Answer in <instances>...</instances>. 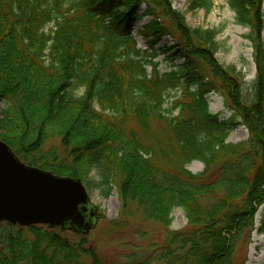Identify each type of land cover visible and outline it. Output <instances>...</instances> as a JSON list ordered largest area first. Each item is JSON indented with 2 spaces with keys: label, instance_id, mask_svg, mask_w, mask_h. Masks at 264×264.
Wrapping results in <instances>:
<instances>
[{
  "label": "trees",
  "instance_id": "16d2710c",
  "mask_svg": "<svg viewBox=\"0 0 264 264\" xmlns=\"http://www.w3.org/2000/svg\"><path fill=\"white\" fill-rule=\"evenodd\" d=\"M224 1L249 30L251 85L218 62L220 30L190 27L171 0H0V140L29 167L78 179L102 198L115 189L125 217L109 222L115 231L130 209L164 229L160 244L126 264H237L255 230L264 204L263 0ZM213 6L189 0L186 9L208 15ZM143 18L146 50L132 34ZM165 37L169 72L156 62ZM213 93L234 118L209 111ZM238 125L248 139L226 143ZM193 162L201 173L188 170ZM174 209L187 224L171 232ZM1 224L0 264H104L46 226Z\"/></svg>",
  "mask_w": 264,
  "mask_h": 264
},
{
  "label": "rangeland",
  "instance_id": "374dc122",
  "mask_svg": "<svg viewBox=\"0 0 264 264\" xmlns=\"http://www.w3.org/2000/svg\"><path fill=\"white\" fill-rule=\"evenodd\" d=\"M189 0H171L172 8L185 15L187 24L192 28L217 29L220 34L217 41L220 50L216 55L218 62L225 67L235 66L244 76L247 85H251L256 77V65L253 58V48L247 39L249 30L236 25L234 14L226 6L224 0H213V9L208 15L202 11L189 13L186 9ZM264 13V0L262 4ZM151 21L150 18H143L135 24L132 34L135 37L138 47L142 50L147 49V41L140 35V31ZM262 39L264 44V18ZM171 46L169 38H163L157 45L160 57L156 60L160 71H171L173 64L167 58L170 52H165ZM176 64L179 62L176 61ZM174 92L170 94L173 96ZM209 111L218 115L222 120L234 118L233 113L228 109L227 100L220 94L213 93L208 96ZM170 103V102H169ZM168 107L170 104H167ZM2 103L0 102V109ZM176 115V112L174 113ZM1 118V115H0ZM240 123L238 118H235ZM248 130L241 125L236 126L226 139V143L237 144L248 139ZM188 170L194 174H199L204 167L199 162H193ZM92 205L96 209L95 225L86 236H82L72 231H61L54 229L55 233L74 248L83 246L92 247L94 253L104 264H126V257L135 251H144L149 245L160 244L163 240L164 229L157 224L144 222L139 213L134 209L130 217H126L128 225L122 230L115 231L109 227V222L123 221L125 217L120 214V202L118 193L113 189L108 198H102L95 190H87ZM172 223L169 231H179L186 227L187 220L182 210L174 209L171 213ZM2 225V224H1ZM255 230L251 234L247 247H240L236 251L237 264H264V204L259 208L254 218ZM5 225L0 226L4 229Z\"/></svg>",
  "mask_w": 264,
  "mask_h": 264
},
{
  "label": "water",
  "instance_id": "95a60500",
  "mask_svg": "<svg viewBox=\"0 0 264 264\" xmlns=\"http://www.w3.org/2000/svg\"><path fill=\"white\" fill-rule=\"evenodd\" d=\"M95 218L96 209L80 180L29 167L0 140V223L86 236Z\"/></svg>",
  "mask_w": 264,
  "mask_h": 264
}]
</instances>
